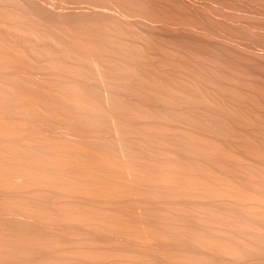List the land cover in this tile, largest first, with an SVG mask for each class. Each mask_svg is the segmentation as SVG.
<instances>
[{"label": "bare ground", "instance_id": "6f19581e", "mask_svg": "<svg viewBox=\"0 0 264 264\" xmlns=\"http://www.w3.org/2000/svg\"><path fill=\"white\" fill-rule=\"evenodd\" d=\"M0 264H264V0H0Z\"/></svg>", "mask_w": 264, "mask_h": 264}]
</instances>
